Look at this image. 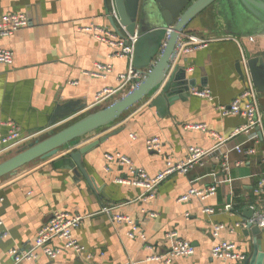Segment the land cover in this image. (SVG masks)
Wrapping results in <instances>:
<instances>
[{
  "label": "crops",
  "instance_id": "obj_1",
  "mask_svg": "<svg viewBox=\"0 0 264 264\" xmlns=\"http://www.w3.org/2000/svg\"><path fill=\"white\" fill-rule=\"evenodd\" d=\"M19 13L27 16L28 27L12 37H0V48L14 53L12 66L0 64V135L7 136L9 123L16 124L23 137L38 135L20 148L0 155V163L36 139L48 137L66 123L107 108L129 92L124 88L94 105L101 91L120 87L118 75L129 69L128 60L113 57V48L98 41L94 31H84L97 28L116 32L105 0H0V20ZM184 34L211 42L176 64L181 71L174 83H184V89L174 86L175 91L170 94L178 99L167 112L152 106L148 98L130 108L114 124L74 146L73 150H77L109 136L83 155L82 165L89 181L63 164L67 152L62 158L37 161L0 180V233L7 234L0 239V264H13L10 255L13 249H32L38 230L54 212L86 217L74 231V238L92 258L86 260L63 249L54 260L38 252L36 261L22 264H165L150 262L148 258L164 257L169 252L171 244L166 234L171 231H177L196 252L170 264H243L213 259L211 248L220 242L235 244L236 251L246 259L253 254L257 239L264 251V230L254 236L247 231V225L236 228V224L250 220L253 209L260 206L254 190L264 172L263 159L260 155L251 158L231 152L232 182L218 183L225 179L220 160L227 150L242 143L259 150L264 148V137L259 132L233 138L245 120L241 116L224 117L219 110L229 106L244 88L245 82L237 70V65L242 66L243 54L247 60L260 58L264 62V38L248 39L227 33L209 13L195 19ZM117 35L123 38L127 33L121 30ZM95 64L109 65L112 71L105 78L93 77L90 74L95 72ZM188 68L193 71L187 72ZM193 89L210 90L214 100L193 96ZM259 100L264 121V94L259 93ZM197 124L205 125L209 131L229 139L228 142L218 146V140L210 134L186 128ZM154 138L162 144L160 153L147 150V141ZM191 147L214 151L204 166L165 180L158 187L156 198L147 202L142 201L145 189L120 184L118 180L126 177V170L116 162L108 164L105 159L107 154H120L155 177L166 169L168 158L185 161ZM239 161L241 165H237ZM215 184L217 192L211 198L178 201L192 188L205 190ZM227 206L232 211H226ZM205 209H213L214 213H205ZM144 211L157 217L151 218ZM113 215L129 216L146 240L130 238V226L114 222ZM216 225L225 226L217 238L213 236ZM53 244L63 248L62 243Z\"/></svg>",
  "mask_w": 264,
  "mask_h": 264
},
{
  "label": "built area",
  "instance_id": "obj_2",
  "mask_svg": "<svg viewBox=\"0 0 264 264\" xmlns=\"http://www.w3.org/2000/svg\"><path fill=\"white\" fill-rule=\"evenodd\" d=\"M109 5V16L114 20L117 26L125 31V27L121 23V18L116 8L115 0H108ZM29 22L25 14H10L3 17L0 20V37L8 38L12 37L16 32L28 27ZM86 32H95V38L113 48V57L119 59H127L129 62V69L126 74H119L118 81L121 83L120 87L117 89H104L95 98V106L106 101L108 98L116 95L120 90L128 88V93L132 92L134 89L138 88L140 82L143 80L144 75L137 71L134 67L135 52L138 42V35L133 36L128 35L126 37H119L115 32H109L102 29L85 28ZM210 40L200 38L193 34H183L179 37L176 48L175 55L172 60V67L176 66L179 60L183 57L191 54L194 51L205 49L208 47ZM242 69L244 74V88L240 94L233 100L229 106L220 107V113L222 116H241L245 123L242 127L238 128L234 134L233 138L240 136L242 134L252 135L255 132H259L262 138L264 137V121L263 112L259 100V93L255 88L252 77L248 68V60L243 54L242 58ZM0 64L5 66H12L14 64V53L7 49L0 48ZM112 71V67L104 64H95V72L90 75L96 78H105L107 74ZM193 68H188L187 72H192ZM149 72V71H147ZM88 74V73H87ZM76 84V83H73ZM191 94L196 97L204 98L209 101H213L210 90L208 89H193ZM9 132L7 136L0 135V155L9 152L10 150L20 148L23 144L30 142L31 139L36 137L38 134L23 137L20 128L13 123L8 124ZM187 129L200 130L204 133L210 134L213 138L218 140V146L225 144L229 139H224L215 132H211L207 129L205 125H187ZM262 134V135H261ZM255 138V137H254ZM147 150L152 153H160L162 144L159 139L154 138L147 141ZM214 151L213 149H202L199 147H191L188 149V155L183 162H174L171 158L166 160V169L155 177H150L144 170L137 168L132 161L120 154H107L105 159L108 164L116 162L119 166L126 170V177L119 179L120 184L127 186H135L145 189V194L142 197L143 202H147L156 198L158 187L169 177L175 174H188L195 167H202L205 165V160ZM231 152H236L238 155L243 157H255L260 155L264 161V148L259 150L254 146H247L246 143H242L234 146L231 150H227L223 155H221L220 160V170L225 175V179L220 183H230L232 182L230 178V158L229 154ZM242 162L239 161L237 165H241ZM108 172L109 169L106 168ZM217 184L209 187L205 190L190 189L186 194L179 198V202H188L193 197L201 198L206 200L216 195ZM255 195L260 200V206L253 209L252 218L246 222H241L236 224V228H241L246 226L248 223L257 226L259 229L264 230V172L259 177L257 186L254 190ZM2 199H0V202ZM225 210L232 211L231 206L225 207ZM145 212V211H144ZM205 213L213 214V209H205ZM146 213V212H145ZM147 214V213H146ZM151 218L157 217L156 214H147ZM85 216L79 214H71L68 212H54L49 221L43 225L37 233L36 240L32 249L28 251H22L13 249L10 251V255L13 258V264H22L24 262H33L38 258V252H42L50 259H56L61 255L63 249L73 252L74 255L90 260L92 258L91 254L87 252V249L82 246L75 238L74 231L78 230L85 220ZM189 215H186V219ZM112 220L116 223H127L130 226V231L128 233L129 237L135 239L139 237L141 240L145 241L146 236L140 230L137 223L134 222L129 216L124 215H113ZM2 222H0V227ZM225 228L224 225L214 226L213 236L217 238L221 231ZM231 231H234L231 228ZM6 233H0V239L6 238ZM166 239L170 242L171 248L169 252L164 256H152L148 258V261H163L165 264H170L173 260L188 258L195 255V247L189 242L182 240L177 231H171L166 234ZM62 243L63 248L55 247L53 243ZM148 249H152L148 247ZM211 256L215 260L220 261H239L244 262L246 256L238 253L236 251V246L230 242H220L211 248ZM133 264V263H131Z\"/></svg>",
  "mask_w": 264,
  "mask_h": 264
},
{
  "label": "water",
  "instance_id": "obj_3",
  "mask_svg": "<svg viewBox=\"0 0 264 264\" xmlns=\"http://www.w3.org/2000/svg\"><path fill=\"white\" fill-rule=\"evenodd\" d=\"M105 1L109 12L108 0ZM115 3L125 32L139 37L135 67L144 75L140 85L107 108L89 113L59 128L44 140L34 141L1 162L0 180L36 161L59 159L67 152V158H62L63 164L80 172L89 181L82 165L83 155L109 136L77 150H73L74 146L88 135L114 124L130 108L148 98L152 106L167 112V108L178 99L170 94L174 93V86L178 89L184 87V83H174L181 71L178 66L172 67L177 41L185 29L203 13L211 14L227 33L248 39L264 38V0H115ZM110 20L116 33L121 34L114 20ZM248 68L258 93L264 94L263 60L249 59ZM237 70L244 80L241 64L237 65ZM246 228L254 236L261 233V229L249 223ZM243 264H264V251L258 239L255 240L253 254Z\"/></svg>",
  "mask_w": 264,
  "mask_h": 264
},
{
  "label": "rangeland",
  "instance_id": "obj_4",
  "mask_svg": "<svg viewBox=\"0 0 264 264\" xmlns=\"http://www.w3.org/2000/svg\"><path fill=\"white\" fill-rule=\"evenodd\" d=\"M76 120H77V119H76ZM76 120H75V121H76ZM72 122H74V121H72ZM70 123H71V122H70ZM70 123H66L65 125H63V127L69 125ZM63 127H62V128H63ZM60 129H61V128H60ZM58 130H59V129H58ZM56 131H57V130H56ZM56 131H54V132H56ZM54 132H53V133H54ZM45 138H47V137H41V138L36 139V140H40V141H41V140H44ZM32 143H33V142H32ZM22 150H23V149H22ZM20 151H21V150H20ZM15 154H16V153H15ZM15 154H13L12 156H14ZM12 156H10V157H12ZM10 157H8V158H10ZM8 158H6V160H7ZM4 161H5V160H4ZM2 162H3V161H2ZM36 162H37V161H36ZM34 163H35V162H34ZM28 166H29V165H28ZM24 168H25V167H24ZM22 169H23V168H22ZM20 170H21V169H20Z\"/></svg>",
  "mask_w": 264,
  "mask_h": 264
}]
</instances>
